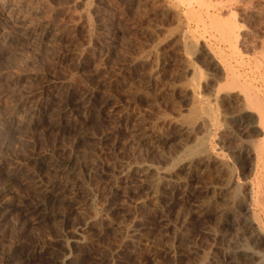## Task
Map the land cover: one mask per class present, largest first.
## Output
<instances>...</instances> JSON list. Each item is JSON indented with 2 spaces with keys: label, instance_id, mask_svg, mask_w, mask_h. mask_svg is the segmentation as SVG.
<instances>
[{
  "label": "rangeland",
  "instance_id": "obj_1",
  "mask_svg": "<svg viewBox=\"0 0 264 264\" xmlns=\"http://www.w3.org/2000/svg\"><path fill=\"white\" fill-rule=\"evenodd\" d=\"M231 73L264 101V0H0V264H264Z\"/></svg>",
  "mask_w": 264,
  "mask_h": 264
},
{
  "label": "bare ground",
  "instance_id": "obj_2",
  "mask_svg": "<svg viewBox=\"0 0 264 264\" xmlns=\"http://www.w3.org/2000/svg\"><path fill=\"white\" fill-rule=\"evenodd\" d=\"M200 15V14H199ZM201 20V19H200ZM202 22V20H201ZM203 23V22H202ZM217 24V23H216ZM224 25V24H223ZM227 25V24H226ZM202 26V25H201ZM219 27V26H218ZM225 27V26H224ZM236 27V25H235ZM221 30V28H219ZM219 30V31H220ZM216 31L217 33L219 31L214 30ZM224 32V33H223ZM223 34H225L224 37H229L230 34L233 33L232 31V26L230 27H226V29H223ZM235 32V31H234ZM220 36V34H218ZM222 36V35H221ZM236 36V35H235ZM227 37V38H228ZM230 38V37H229ZM227 40V39H226ZM236 40V39H235ZM235 42V41H234ZM230 45V44H229ZM191 46V45H190ZM232 46V45H231ZM191 51V50H189ZM261 73V72H260ZM232 74V73H231ZM230 74V77H229V82L226 84L228 87L226 88H223V90L225 89H234V88H238V90L240 92L243 93V97H244V102L246 103V107L248 108V111H250L249 109L253 110L254 112H256L259 116V122H260V125H261V128L260 129L262 131V133L264 134V101L262 100V98H260V96H258V94H256L255 91L251 90L250 86L249 85H245V84H241L239 83V81L234 77V75ZM225 84V83H223ZM225 85V86H226ZM229 91V90H228ZM230 92V91H229ZM241 93V94H242ZM239 95V94H238ZM191 114V113H190ZM199 114V113H198ZM207 114V113H206ZM193 115V114H192ZM207 116V115H206ZM242 124V123H241ZM240 126V124H238ZM243 125V124H242ZM248 127V126H247ZM244 127V126H240V133H246L247 132V129L250 128V127ZM249 130V129H248ZM258 130V131H260ZM250 134V133H249ZM246 135V134H245ZM244 136V135H243ZM264 136V135H263ZM263 138V137H262ZM264 139V138H263ZM257 141V140H255ZM264 142V141H263ZM262 142V143H263ZM202 144V143H201ZM204 144V143H203ZM260 144V143H258ZM255 145L253 146L255 149V156H256V159H257V175L255 177H253L254 179L252 180L251 182V188H252V199H253V210L255 212V217L253 216V218L256 220V222L258 223V231L257 229L254 231V232H249L250 229H253V227L251 228V225H254V224H257V223H254L251 222V221H246V222H243L240 227L238 228L240 231L243 232V234L246 235V233H251L253 234L252 238L251 239H254V242L256 240V243L260 240H258V238H256V236L258 235H261V233H264V148H263V145ZM254 145V144H253ZM204 146V145H203ZM202 147V146H200ZM198 148V146H197ZM188 149V148H187ZM204 149V148H202ZM204 151V150H203ZM201 152V149H196V148H192V149H189L188 150V153L190 156L192 155H197ZM201 154V153H200ZM188 155V156H189ZM193 157V156H192ZM202 157V156H201ZM196 158V157H195ZM255 175V174H254ZM228 181V180H227ZM236 199V198H235ZM252 202V201H251ZM253 213V211H252ZM254 215V214H253ZM243 221V220H242ZM241 223V222H240ZM257 226V225H256ZM252 231V230H251ZM260 233V234H259ZM248 237H251L250 234ZM251 242V241H250ZM253 256L252 253H250V255L246 254L245 252V258H246V261L247 260H250L251 258L253 259ZM255 259V258H254ZM253 259V260H254ZM263 264V263H262Z\"/></svg>",
  "mask_w": 264,
  "mask_h": 264
}]
</instances>
